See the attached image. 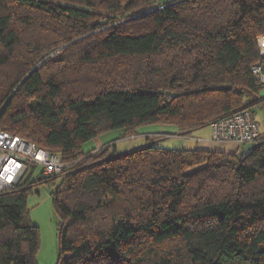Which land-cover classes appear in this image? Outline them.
Segmentation results:
<instances>
[{
  "label": "trees",
  "instance_id": "16d2710c",
  "mask_svg": "<svg viewBox=\"0 0 264 264\" xmlns=\"http://www.w3.org/2000/svg\"><path fill=\"white\" fill-rule=\"evenodd\" d=\"M152 1L0 0V66H17L0 83V130L71 164L37 179L61 178L58 264H264V136L240 152L151 139L122 153L82 149L114 130L188 133L264 103L251 72L263 60L264 0H164L146 13ZM58 49L67 59L53 60ZM35 170L0 191V264H38Z\"/></svg>",
  "mask_w": 264,
  "mask_h": 264
},
{
  "label": "rangeland",
  "instance_id": "374dc122",
  "mask_svg": "<svg viewBox=\"0 0 264 264\" xmlns=\"http://www.w3.org/2000/svg\"><path fill=\"white\" fill-rule=\"evenodd\" d=\"M164 2H165L164 0H154L150 3L145 4L142 7H145L146 8L145 12L148 13L149 11L151 12L163 7ZM139 9L140 8H137L135 11H139ZM59 51L60 49L53 52V54H55L54 56L55 58H53V60L61 59V58L67 59L68 53H63ZM53 54H51L50 57ZM76 56L78 57L77 54ZM173 56H174V52L162 56H154L155 57L154 60L157 64L164 66V65H168V63L171 62V60H173L172 58ZM16 67L17 66L13 63H8L0 66V83L4 82L8 77H13V75L16 73L17 70ZM58 69L59 66L55 65V67L52 68L51 71H58ZM72 72L73 70L70 73ZM85 73L84 76L87 77L88 74ZM105 77L102 76V79L109 80V78L112 79L114 78L113 75H109V74L106 75ZM262 94H264V89L262 91ZM253 116L260 126V132L262 133V136H264V103L255 106L253 108ZM4 127L9 128L7 125H4ZM204 131L206 132L205 134H209L211 137L212 132L210 131L209 127L203 128L202 132ZM178 132L179 129L175 125L164 124V123H149L141 126L130 135H136L142 133V135L139 138V140H141L140 143H136L139 145L141 144V142L143 143L145 142L144 141V139H146L145 134H148L152 138V141L153 140L155 141L156 146L161 148H172L174 146L173 145L174 142L175 143L178 141L182 142L187 139V138L177 137L176 135L179 134ZM192 133L193 132H188L187 135L189 136ZM166 134H172V135H166ZM191 136H194V133ZM179 138L184 140H180ZM133 141L136 142L135 140ZM194 143L192 142L191 139H189L188 142L186 143V146L192 150L193 149L206 150L211 153H217L224 150L225 152H234L238 146L244 147V150L248 151L252 147V143L241 144L237 142L229 143V142H215V141L200 142L196 144ZM231 145H235V147L231 151H228L229 150L228 148H231ZM93 147H94L93 141H88L82 145V149L84 152H88ZM40 176H41L40 169L37 168L35 170V175L33 176L32 179L33 181H35V183L32 185L27 201L31 221L33 225H35L38 228L40 233V244L37 253V261L38 264H58L60 259L59 238H58L59 218L54 209L52 194L57 190L61 178H58L56 182H49L46 180L42 182H38L37 179ZM232 183H233L232 179L230 178L226 179V181L222 182L221 188L228 187L232 185Z\"/></svg>",
  "mask_w": 264,
  "mask_h": 264
},
{
  "label": "built area",
  "instance_id": "2783aa9c",
  "mask_svg": "<svg viewBox=\"0 0 264 264\" xmlns=\"http://www.w3.org/2000/svg\"><path fill=\"white\" fill-rule=\"evenodd\" d=\"M259 54L264 60V33L256 38ZM252 65L254 77L264 84V61ZM212 139L216 142L253 143L260 137V126L248 110L232 113L210 123ZM33 166L43 176H57L71 166L59 153L41 148L23 136L0 130V191L18 187Z\"/></svg>",
  "mask_w": 264,
  "mask_h": 264
},
{
  "label": "crops",
  "instance_id": "0c3cea01",
  "mask_svg": "<svg viewBox=\"0 0 264 264\" xmlns=\"http://www.w3.org/2000/svg\"><path fill=\"white\" fill-rule=\"evenodd\" d=\"M261 94H262V92H261ZM262 95L264 96V94H262ZM205 127H209L210 131L212 132L210 124H206V125H203L199 128L193 129L191 132L194 133V136H191L193 133L188 136L186 132H183L180 130L178 132L179 134H177L176 136L180 137V138H187L188 140L191 139L193 143L195 142L194 144L200 143V142L214 141L212 139V135L210 137L209 134H205L206 133L205 131L202 132L203 128H205ZM122 130L123 129L114 130V131L108 132L106 134H103V135H101V136H99L93 140H90V141L94 142V147L89 151H97V150L105 148V147H110L111 149L109 152H111V150H115L118 153H122V152L128 151L130 149H133V148H136L139 146H143V145L149 143L150 141H151V143L152 142L155 143V141L154 140L152 141V138L148 134H145V136H146V139H144L145 142L144 143L141 142L140 145L136 144V143H140L141 140H139V138L142 135V133H139L136 135H130L128 133H125L124 130L123 131ZM166 135H172V134H166ZM260 135L262 136V133H260ZM148 139H151V140L149 141ZM133 140H135L136 142H134ZM180 140H184V139H180ZM186 140L182 141V142H180V141H178L176 143L174 142L173 143L174 146L172 148L189 149L186 146V143L188 142V140L187 141ZM229 143H234V142H229ZM234 147H235V145H231V148H228L229 149L228 151H231ZM235 151L240 152V151H245V150H244V147L238 146ZM224 152H225V150H224Z\"/></svg>",
  "mask_w": 264,
  "mask_h": 264
}]
</instances>
